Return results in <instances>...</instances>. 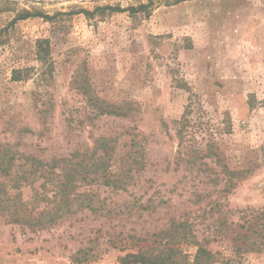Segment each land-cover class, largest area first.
Returning a JSON list of instances; mask_svg holds the SVG:
<instances>
[{"label":"rangeland","instance_id":"rangeland-1","mask_svg":"<svg viewBox=\"0 0 264 264\" xmlns=\"http://www.w3.org/2000/svg\"><path fill=\"white\" fill-rule=\"evenodd\" d=\"M148 3L136 13H75ZM26 11L55 17L31 16L0 35V145L45 158L115 136L120 172L139 148L135 135L146 167L128 190L81 185L105 209L52 226L9 222L0 209V264H121L142 246L162 247L152 234L173 220L194 234L178 244L190 261L197 240L220 258L264 264V249L235 257L240 224L264 208V0H0V29ZM38 40H49L43 59ZM96 98L134 109L98 117ZM209 149L220 164L188 161ZM222 164L251 171L227 190ZM0 183L9 188L1 174ZM40 183L9 194L43 207L34 198Z\"/></svg>","mask_w":264,"mask_h":264},{"label":"trees","instance_id":"trees-1","mask_svg":"<svg viewBox=\"0 0 264 264\" xmlns=\"http://www.w3.org/2000/svg\"><path fill=\"white\" fill-rule=\"evenodd\" d=\"M151 3V2H150ZM140 4L139 6H104L97 7L94 11L81 9L75 13H84L87 17H92L98 9H111L116 11H129L136 13L150 6ZM31 16H40L46 20H51V16L43 12H24L18 14L4 28L0 29V35L10 26H14L19 20L27 19ZM49 40H38V58L43 59L49 52ZM46 53V54H45ZM19 69H14L12 77L14 80L21 79ZM134 108L131 103L126 105H115L103 99L96 98L94 111L96 116L115 115L129 116ZM142 141H137L134 135L132 146H139L134 152H130L125 166L120 172H113L114 155L117 147V137L100 135L94 138V145L85 150L76 149L68 154H54L45 158L35 154L21 153L15 150L9 143L0 145V174L9 179V188L0 183V209L6 213V220L9 222H22L30 227H46L56 224L65 216L75 214L83 209H90L92 212H99L105 209V200L96 199V194L90 192H80L81 185H105L113 191L128 190L137 179V174L146 167V150L142 147ZM181 152V151H180ZM188 155V161L197 163L207 157H216L220 164L222 159L213 150H196ZM182 159V158H180ZM223 172L228 176L226 188L229 190L235 185L233 179L245 177L251 168L231 170L226 164H222ZM41 181L38 189L35 190L34 198L38 202H45L43 207H29V202L22 200L21 192L10 195V189H20L23 185H34ZM38 204V203H37ZM246 212L247 210H242ZM255 211V210H254ZM256 214L248 226L246 223L240 224L241 228H246L244 233H238L240 243L235 249V257L240 252L262 251L264 249V208L257 209ZM245 219V216L242 217ZM155 240L160 239L162 247L152 249L151 246H142L135 252H129L122 256L121 264H246L242 259L220 258L207 246L205 247L197 240H193L198 245L192 261L188 259L182 248L178 245L181 242H188L194 239V234L190 230L187 222L173 220L169 227L160 229L152 234ZM209 240L206 239V242ZM76 262L82 260L74 257Z\"/></svg>","mask_w":264,"mask_h":264}]
</instances>
